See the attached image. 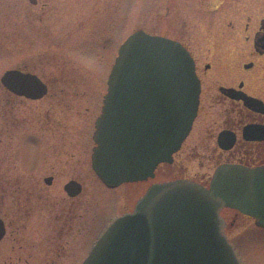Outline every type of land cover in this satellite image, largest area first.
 <instances>
[{"label":"flooded vegetation","instance_id":"obj_1","mask_svg":"<svg viewBox=\"0 0 264 264\" xmlns=\"http://www.w3.org/2000/svg\"><path fill=\"white\" fill-rule=\"evenodd\" d=\"M93 1L84 11L81 0H0V140L7 137L20 145L22 167L12 174L4 170V178L41 179L51 184L60 174H69L67 182L81 185L74 192L64 189L66 182L65 195L53 202L47 201L46 188L39 183L6 187L1 182L0 209L6 204L16 213L14 219L0 213L4 227L0 251L17 254L23 264H75L78 258L81 264L92 245L84 253V199L79 179L90 174L98 178L91 155L95 122L102 110L100 72L88 74L70 67L61 51L69 45V32L84 34L85 26L88 30L90 20L100 14L98 5L92 7ZM163 1L162 17L168 16L170 21L162 19L157 32L143 30L174 39L189 52L199 83L198 106L188 134L170 161L158 163L153 175L145 179L117 186L129 196L123 212L130 211L154 183L186 179L207 187L221 165L264 167V9L254 14L233 13L221 22L205 15L203 25L186 29L176 21L180 0ZM183 1L197 3L201 15L210 3ZM82 42L70 44L74 48ZM8 70L29 74V81L17 85L18 91L11 90L3 80ZM82 138L90 142L88 149L85 145L82 151L72 152L68 146L77 147L75 143ZM1 147L4 153L3 144ZM86 150L91 171H84L81 165ZM70 156L80 164H72ZM185 161H193L192 166ZM220 215L229 241L251 229L255 236L264 232L254 216L237 208L223 207ZM0 264H4L1 254Z\"/></svg>","mask_w":264,"mask_h":264},{"label":"water","instance_id":"obj_2","mask_svg":"<svg viewBox=\"0 0 264 264\" xmlns=\"http://www.w3.org/2000/svg\"><path fill=\"white\" fill-rule=\"evenodd\" d=\"M28 78L17 70L3 76L13 91ZM198 93L193 59L180 42L143 29L129 34L95 122L91 166L99 179L115 187L170 161L191 128ZM74 182L64 189L80 190ZM223 207L264 226V167L221 165L207 187L186 179L150 185L132 210L106 226L81 264H241L224 233Z\"/></svg>","mask_w":264,"mask_h":264},{"label":"rangeland","instance_id":"obj_3","mask_svg":"<svg viewBox=\"0 0 264 264\" xmlns=\"http://www.w3.org/2000/svg\"><path fill=\"white\" fill-rule=\"evenodd\" d=\"M81 1L84 11H86L89 9V5H91L90 1L93 0ZM219 1L220 0H210V3H207L208 7L206 11H203L205 14L201 15L199 14L200 9L197 3L194 4L191 1L186 2L180 0L178 4L180 15L176 18V21H178L177 25L189 29L191 27L203 25L201 20L203 19L202 16L205 15H208L210 19L213 18L215 22H221L220 20L228 19L225 17L233 13H240L242 11L254 14L264 9V0ZM163 2V0H94L92 2V7L93 5H98L96 11L100 14L90 20L88 30L85 26L84 34L77 35L69 32L67 35V42L69 45L66 49L63 48L61 53L66 57V60H69L70 67L74 65L78 69L86 71L88 74H93V71L97 70L100 72L101 99L106 92V81L110 64L113 63L114 55L117 54L118 46L122 41L137 29H147L151 32H157L162 19L170 21L168 16L162 17ZM170 18L174 19L175 17L170 15ZM85 22H87V19ZM90 29H94L93 33H87V31L90 32ZM81 40L83 42L80 46L72 48L71 45L75 43L79 44ZM56 41H60V39ZM91 42L93 43L92 46L89 45ZM22 53H24V51H22ZM70 143L71 142H69V144ZM89 143L87 139L85 141L82 138L75 143L76 145L78 144L77 147L74 145H69L68 147L72 152L76 151V149L82 151L85 145H87L85 149H88ZM2 144L4 153L2 152ZM26 145H28V143ZM26 149L27 151L29 150L27 146ZM86 153L87 157L81 165L84 166V171H91L90 162L88 161L86 163L88 159L87 150ZM4 154H6L5 158ZM20 154V145L16 146L14 140L7 137L3 142L0 140V176H3L2 178L0 177V186L1 182H3L6 187H14L18 183L20 187H30L35 186V183H39V185L46 188L43 191V195L48 196L47 201L53 202L57 201L62 195H65L63 185L69 180V174H60L57 178L52 180L51 184H46L41 179H29L25 177L19 179L4 178L6 174H4V170H7L11 174L14 170L21 172L22 167L19 165ZM27 158L29 159V156ZM61 159L66 160V157H61ZM68 159L72 164L75 163L77 166L80 164L76 162L77 158L75 156H70ZM184 163L188 167H191L193 161H185ZM78 170L80 169L78 168ZM90 175L91 176H85L79 179L83 186L84 199V253L87 252L89 246L94 241L95 237H97V234L101 233L116 216L124 213L123 206L125 205V201L129 198L127 192H125L122 187H117L115 189L107 188L101 183L99 178H96L92 174ZM6 202L9 201L6 200ZM0 213H4L5 218L14 219V214L16 212L5 204L0 209ZM35 218L37 219V217ZM257 234L258 236H255V231L251 229L250 231L243 232L241 235H237L235 238H230V242L236 247L244 264H264V232H258ZM6 239H4L3 242H5ZM261 248H263V251H260ZM0 254L3 256L4 264H23V260L21 262L18 261L16 258L17 254L11 251L4 253L0 251ZM76 260L75 264H78L81 258ZM30 264H32V262Z\"/></svg>","mask_w":264,"mask_h":264}]
</instances>
